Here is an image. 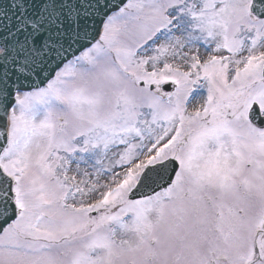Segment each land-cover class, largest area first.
Wrapping results in <instances>:
<instances>
[{
	"label": "snow or ice",
	"instance_id": "1",
	"mask_svg": "<svg viewBox=\"0 0 264 264\" xmlns=\"http://www.w3.org/2000/svg\"><path fill=\"white\" fill-rule=\"evenodd\" d=\"M0 264H264V0H0Z\"/></svg>",
	"mask_w": 264,
	"mask_h": 264
}]
</instances>
